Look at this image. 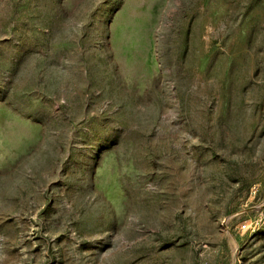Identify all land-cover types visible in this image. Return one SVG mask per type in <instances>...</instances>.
<instances>
[{
  "label": "rangeland",
  "instance_id": "rangeland-1",
  "mask_svg": "<svg viewBox=\"0 0 264 264\" xmlns=\"http://www.w3.org/2000/svg\"><path fill=\"white\" fill-rule=\"evenodd\" d=\"M0 264H264V0H0Z\"/></svg>",
  "mask_w": 264,
  "mask_h": 264
},
{
  "label": "built area",
  "instance_id": "built-area-1",
  "mask_svg": "<svg viewBox=\"0 0 264 264\" xmlns=\"http://www.w3.org/2000/svg\"><path fill=\"white\" fill-rule=\"evenodd\" d=\"M252 225H248L247 223H243L241 226H240V229L241 231L243 232H248V231H252Z\"/></svg>",
  "mask_w": 264,
  "mask_h": 264
}]
</instances>
